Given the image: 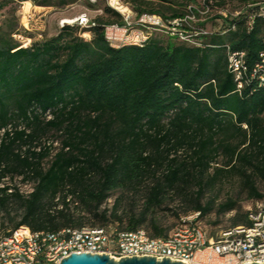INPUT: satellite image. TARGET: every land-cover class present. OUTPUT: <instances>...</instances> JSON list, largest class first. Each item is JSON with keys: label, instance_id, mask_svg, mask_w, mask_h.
<instances>
[{"label": "trees", "instance_id": "1", "mask_svg": "<svg viewBox=\"0 0 264 264\" xmlns=\"http://www.w3.org/2000/svg\"><path fill=\"white\" fill-rule=\"evenodd\" d=\"M186 1L183 12L136 6L135 14L166 22L190 11L201 18L199 11L217 0ZM239 1L246 12L216 17L228 22L226 29L195 25L205 32L199 45L155 33L143 46L112 47L104 26L124 20L108 6L104 12L113 19L90 28L65 25L26 47L15 33L0 32V210L8 216L15 204L21 211L11 228L0 223V237L19 226L51 232L84 226L68 211L69 198L99 221L92 226L114 223L99 211L112 190L137 186L151 174L147 201L158 205L166 189L201 182L220 154L226 167L216 174L238 168L246 183L255 173L264 177V85L245 77L239 90L228 63L229 52H244L249 70L259 62L264 0ZM49 132L59 134L58 147L45 142ZM181 149L187 159L176 155ZM6 177L31 183L32 190L22 193L4 184ZM195 208L202 218L206 209ZM249 213L232 227L250 225ZM143 221L130 217L125 231ZM153 230L152 236L168 235L154 224Z\"/></svg>", "mask_w": 264, "mask_h": 264}, {"label": "rangeland", "instance_id": "2", "mask_svg": "<svg viewBox=\"0 0 264 264\" xmlns=\"http://www.w3.org/2000/svg\"><path fill=\"white\" fill-rule=\"evenodd\" d=\"M1 1L6 2L4 7H0V32H12L15 33L14 35H19L20 37L14 36V38L23 47L29 46L34 41L49 39L56 35L61 28L60 21L63 18H71L80 13H86L95 22L98 19H113L109 13L104 12V8L107 6L119 14L124 11L121 5L128 6L133 14H135L136 6L156 8L169 14L172 10L183 12L187 7L185 5L189 4L186 0H97L96 2L92 0H46L47 2L39 0L41 5L31 0L22 2L21 5L19 4L20 0H0V3ZM44 3L48 6L43 5ZM195 3L201 5L202 0H195ZM213 6L211 10L209 9L200 15V23L202 22L206 27L209 26L212 31L220 26L226 29L228 25V22L218 20L216 18L218 15L227 16V19H230L238 12L247 11L239 0H217ZM260 8L264 9V3L260 5L258 12L263 11ZM24 25H27L28 29L25 28L24 30ZM79 32L82 33L79 30L76 33ZM161 34L164 37L166 35L157 32V35ZM82 36L86 40L90 38L89 33H83ZM29 39H31L30 42ZM58 136L59 134L49 132L45 136V142L53 143L54 147H58ZM172 155L175 153L173 152ZM176 155L180 157V160L188 158L184 149L179 150ZM217 167H226L225 158L222 154L216 157L201 182H198L197 179H191L185 182L183 186L166 189L163 193L162 202L158 205L148 204L149 187L155 183V180L153 175L146 174L137 186L112 190L99 211L106 210L109 220L117 223L122 230H126L128 227L130 217L140 218L143 216L144 221L140 227L154 233V224L162 229L165 234H169L181 216L197 210L195 206L200 204L206 209L201 214V221L208 234L216 238L231 228L235 220L244 223L249 211L255 210L258 206L264 207V177L255 173L251 177L253 183H246L238 168L224 170L216 174ZM161 172L159 169L158 175ZM247 173H253L251 167H248ZM3 183L17 187L22 193H29L32 190L31 183H24L20 178L11 180L6 177ZM68 201V211L76 220L81 218L82 225L99 224L92 213L82 207L78 201L73 200V198H69ZM61 208L60 204L55 208L53 207L51 212ZM9 209L10 214L8 216L0 210V223H4L3 227L6 228H11L13 223L21 217V211L17 205L10 204Z\"/></svg>", "mask_w": 264, "mask_h": 264}, {"label": "built area", "instance_id": "3", "mask_svg": "<svg viewBox=\"0 0 264 264\" xmlns=\"http://www.w3.org/2000/svg\"><path fill=\"white\" fill-rule=\"evenodd\" d=\"M121 6L124 23L104 26L105 38L112 47L143 46L157 32L199 45L196 38L205 34L195 26L200 18L193 12L165 22L149 13L137 16L128 6ZM188 8L191 10L192 6ZM60 25L90 28L96 23L86 13H80L63 18ZM228 63L239 90L245 77L264 85V53L251 70L246 66L244 52H229ZM249 219L250 225L231 227L216 238L208 234L199 211L181 216L166 237L152 236L144 227L125 231L116 223L66 227L57 232L19 226L9 236L0 237V264H59L71 253L108 255L115 260L148 256L187 264L264 263V207L250 211Z\"/></svg>", "mask_w": 264, "mask_h": 264}, {"label": "water", "instance_id": "4", "mask_svg": "<svg viewBox=\"0 0 264 264\" xmlns=\"http://www.w3.org/2000/svg\"><path fill=\"white\" fill-rule=\"evenodd\" d=\"M59 264H187L181 261H171L169 258L157 260L155 257L148 256H130L115 260L108 255L89 254V253H71L63 258ZM246 264H264V263H246Z\"/></svg>", "mask_w": 264, "mask_h": 264}]
</instances>
